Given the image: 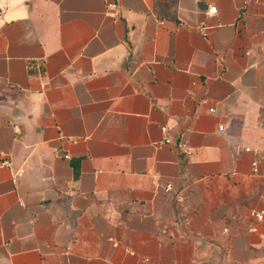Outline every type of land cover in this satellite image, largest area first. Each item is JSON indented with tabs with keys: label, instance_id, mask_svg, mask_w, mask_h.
<instances>
[{
	"label": "crops",
	"instance_id": "1",
	"mask_svg": "<svg viewBox=\"0 0 264 264\" xmlns=\"http://www.w3.org/2000/svg\"><path fill=\"white\" fill-rule=\"evenodd\" d=\"M108 1L0 0V264H264V0Z\"/></svg>",
	"mask_w": 264,
	"mask_h": 264
},
{
	"label": "built area",
	"instance_id": "2",
	"mask_svg": "<svg viewBox=\"0 0 264 264\" xmlns=\"http://www.w3.org/2000/svg\"><path fill=\"white\" fill-rule=\"evenodd\" d=\"M107 2V7H110V8H116L117 7V3L114 2V1H108V0H105ZM216 11V7L215 6H211L209 9H208V12H211V13H214ZM212 109V108H210ZM220 128H222V125L219 126ZM164 129H167V126H163ZM167 141H169V139L167 138L166 139ZM246 150H249L250 147L249 146H246L245 147ZM251 165H252V170L253 171H258L259 169V160L258 159H253L252 162H251ZM262 171L264 172V162H263V168H262ZM252 215L258 219V220H261L264 218V210L261 209V210H253L252 212ZM224 230H226V228L224 227Z\"/></svg>",
	"mask_w": 264,
	"mask_h": 264
}]
</instances>
